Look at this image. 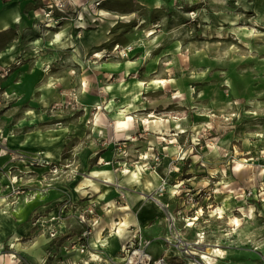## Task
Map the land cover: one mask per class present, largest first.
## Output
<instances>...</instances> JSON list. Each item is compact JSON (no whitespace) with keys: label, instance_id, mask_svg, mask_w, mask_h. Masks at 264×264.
I'll use <instances>...</instances> for the list:
<instances>
[{"label":"rangeland","instance_id":"374dc122","mask_svg":"<svg viewBox=\"0 0 264 264\" xmlns=\"http://www.w3.org/2000/svg\"><path fill=\"white\" fill-rule=\"evenodd\" d=\"M19 1H28L35 8L32 23L35 25L38 21L44 34L38 52L55 54L50 48L53 46L47 49L43 43L55 39L66 27L68 34L63 40H74V47L68 42L69 46L65 44L56 50L61 51L56 61H64L66 52L78 49V44L82 47L83 39L89 36L94 45L85 51L78 49L80 63L99 66L96 70L90 68L92 71L85 67L84 77L80 75V91H70L62 100L55 95H49L46 100L39 95L18 100L17 94L8 93L7 87L0 86L3 105L0 114L6 119L14 116L12 124L6 122L8 119L0 120V142L4 145L0 154L13 152L11 155L23 165L21 171H5L7 175L0 169V174L7 176L0 183V201L7 198L6 194L10 196L8 209L3 210L0 205V213H9L20 202H46L47 209H43L42 215L32 212L27 223L38 225L51 238H60L50 249L67 238H76L64 251L70 254L71 249L77 248L81 252V246L85 245V252L81 253H87L88 240L102 217L101 212L95 204L94 214L83 212L82 200L74 201L67 195L55 199L54 175L64 168L56 169L40 155L22 149L19 143L26 134L34 133L33 130L55 129L56 112L67 114L71 109L79 116L78 125L82 129L102 122L116 126L118 121L110 113L132 95L120 92L123 84L130 91L139 78L160 79L164 82L145 84L141 92L145 109L133 119L148 123V119L170 118L174 127L170 144L181 145L179 154L174 160L167 156L168 139L163 135L160 149L148 147L145 127L137 135L120 141L116 153L127 157L145 145L149 154L145 152L143 156L147 162L143 168L153 169L160 175L157 193L166 183L162 193L177 198V209L168 212L165 220L169 225L175 219L176 226L170 235L174 238L180 233L195 254L182 252V256L196 264H215L213 252L217 249L215 253L222 256L225 248L243 247L255 253L252 257L258 258L256 264H264V16L258 14L253 0H52L53 3L65 1L68 6L64 11L53 8V19L59 23L47 26V10L41 14L38 10L46 8L48 0ZM105 27L109 40L103 42L99 35ZM98 52L101 56H97ZM56 61L45 69L52 70ZM3 73L7 75L9 71L3 70ZM109 85L119 97L111 112L106 106ZM15 102L16 112H9V106L13 107ZM26 106L37 109L33 114L42 122L33 127L16 128L13 123L22 118ZM9 134L15 137H8ZM238 162L243 167L236 171ZM26 166H46L48 175L41 177L36 170L31 182V177L25 176L33 170H23ZM186 166L189 168L187 179L183 171ZM40 178H45L41 189L28 188L31 183L38 184ZM65 178L72 183L77 180V173L66 174ZM4 187H9L10 192L3 191ZM119 201L127 202L123 193ZM190 222L193 224L186 226ZM1 223L0 231H6ZM138 229L143 230L140 222L133 227L129 239ZM201 235L203 244L198 248L193 243ZM7 250L5 247L0 251V263L3 257H11L5 253ZM199 254L210 259L201 260ZM12 257L18 263L23 262L15 255ZM98 257L90 254L87 263L104 262ZM116 257L122 260V252ZM114 258L108 257V263H114Z\"/></svg>","mask_w":264,"mask_h":264},{"label":"crops","instance_id":"0c3cea01","mask_svg":"<svg viewBox=\"0 0 264 264\" xmlns=\"http://www.w3.org/2000/svg\"><path fill=\"white\" fill-rule=\"evenodd\" d=\"M253 6L255 8L258 6V14L264 16V0H253ZM34 9L28 1L0 0V86L7 87L8 93L17 94L18 100L32 96L37 97V95L41 96V99L43 96L45 100L49 95H55L62 100V96H68L70 91H80V75L82 78L84 77L85 67L93 70L98 69L96 66L99 65L91 67V63L82 62L81 65L80 54L77 52L78 49H81V51L88 50L94 44L90 37L86 36L82 41V47L81 44H78V49L66 52L64 61H56L59 60L57 58L61 52H56V50L64 48L63 45L65 44L66 46L71 44V47H74L72 46L74 40L71 42L70 39L63 40L68 34V29L65 27L64 30L60 31L64 35L61 41L57 42L55 37V39L45 40V43H43L44 48L53 46L50 48L55 51V54L38 52L39 42L43 40L44 34L40 30L39 24H37L38 21L37 23L35 21V25L32 23L31 15H34ZM106 30L105 27L104 32L102 31V34L99 35V38L104 40L103 42L109 40ZM124 30L126 31L125 28ZM68 42L70 43L68 44ZM139 60L141 59L139 58ZM54 61L56 63L52 65L53 69L47 71L45 66ZM81 68L83 69L82 73H80ZM3 70L9 71V73L5 75ZM153 79L143 80L139 78L133 83L134 90L130 91H127L126 83L123 84L124 87L120 89V92L126 94L130 92L132 95L130 99L119 104L118 109L115 111H113V108L116 106V100L119 97L116 93H113L112 85L108 86L109 100L106 106L109 108L107 110L113 111L110 115L118 121L116 126L102 122L101 124L93 123L88 128V125H85L86 130L82 129L78 125L79 116L71 109V113L67 114L56 112L55 129L47 131L36 129L33 130L34 133L26 134L19 143V145L23 144L22 149L25 148L24 150L28 153L40 155L39 157L45 162L53 163L56 169L58 167L64 168V171L54 175L56 179L54 198L63 199L67 195V197L74 198V201L82 200L81 205L88 204V202L94 203L99 209V213L101 212L102 217L100 216V220L95 225L93 234L88 240V252L83 254L75 248L71 249L70 254H67L64 248L69 246L71 242L76 241V238H67L62 244L58 246L55 244L50 249L52 244L60 238H57V240L51 238L47 233L41 232L38 225L27 223L32 212L36 211L42 215L43 209H47L46 202L29 201L27 204L25 203L27 209L24 212L16 213L15 208L10 210L9 213L7 211L0 213V223L2 222L3 229L6 228V231H0V251L2 252L6 247L8 250L5 253L11 255V257L5 259L3 257L0 264H19L20 262L14 260L12 255L23 261L20 264H123L122 260L116 256L120 254L121 248L128 242L133 227L138 222L142 224L144 234L151 239L148 252L154 259L165 256L168 264H189L190 262L196 264L189 258L182 256L183 254L179 248L167 244L164 240V236L168 234V224L165 217L169 214L168 212H175L178 202L175 195L157 193L160 175L153 169L144 170L143 168L147 163L143 156L145 152L149 154L145 151V145L143 144L144 147H141L134 155L129 154L127 157L116 153L117 144L120 141L123 142L128 140L129 137L137 135L145 127L148 130V136H145L148 147L152 146L160 149L162 145L160 136L163 135L164 138L168 139L167 156L174 160L179 154L181 145L177 143L170 144V140L173 139L172 131L174 130L170 118L148 119V123H144L143 120L138 123L140 120L133 119V116H137V112L145 109L142 106L141 92L146 83L151 85L152 82L158 80ZM12 86L14 91L11 90ZM17 102L13 104V107L9 106V112H16L14 107L18 106ZM34 110L37 109L29 106L24 107L22 118H18L17 122L13 123L15 127H33L35 124L42 122V119H38V116L33 114ZM7 119L4 114H0V120H7L6 122H10V124H12L13 121L11 120L14 119V116L10 115ZM121 121H125L127 124L120 125ZM3 124L1 125L4 126ZM8 137L14 138L15 136L9 134ZM3 146V143L0 142V148ZM138 152L142 157L137 155ZM11 153L7 155L0 154V169L3 170V173L5 171L8 173L12 171L13 173L16 170H22V161L17 160V157L12 156ZM133 160L135 164L132 163ZM182 161L179 162L182 164ZM43 167H23L25 168L23 170H27V172L30 171V168L31 171L33 170L31 174L25 177H31L30 181L32 182L36 170H39L41 177H43L42 175H48L47 167ZM183 171L187 174V179L189 168L186 166ZM72 172L77 173V180L68 183V178H65V175ZM8 173L4 174L7 175ZM133 173H138V177L134 178ZM4 174H0V183L5 181L4 177L7 178ZM38 182L36 185L31 183L29 186L25 185V187L28 186V188L36 190L41 189L45 178H40ZM4 190L10 192L9 187H4ZM52 191L50 190V192ZM121 193L127 199L125 204H121L119 201ZM153 194L154 196H152ZM6 195L7 198L0 201L3 210L8 209L7 203H9L10 196L9 194ZM20 215H23L22 220ZM188 231H191L190 228H188ZM235 248H225V255L222 256L215 253L217 249L213 252L216 257L212 262L215 264L259 263L257 257H252L255 256L253 251L246 250L243 247ZM52 252H57L58 256H55V253ZM90 254H93L94 257L100 256L101 260L104 259V262L91 260L87 263ZM108 257H115V262L108 263Z\"/></svg>","mask_w":264,"mask_h":264},{"label":"built area","instance_id":"2783aa9c","mask_svg":"<svg viewBox=\"0 0 264 264\" xmlns=\"http://www.w3.org/2000/svg\"><path fill=\"white\" fill-rule=\"evenodd\" d=\"M57 1V0H56ZM48 5H46V8H40L38 11L41 13H43L45 10V17L47 18L46 22V26L47 25H51V24H58L59 20L58 19H53L52 16V11L53 8H57L59 11H64V9L66 8V6H68L67 2L65 1H60L59 3H53L52 0H48ZM5 94V93H4ZM1 96L2 94L0 93V111L3 108L2 102H1ZM120 149V147H119ZM166 186V183H164L162 186H160L159 188V193H162L164 191V187ZM84 207L83 212H88L89 214H94L95 211V205L94 203H88L85 205H82ZM174 218L173 221H170L169 225H168V234L166 236H164V240L169 244V245H173L177 248H179V250H182V252H186L188 255L194 254L191 253V250H189L188 246L190 243L184 241L183 239H181L180 237V233L178 236H174V238H172V236L170 235V231H172L173 227L176 226V223L174 222ZM193 223H186V226H191ZM202 238H204L202 235L199 236L198 239H196L194 241V245L197 246L198 248H201V244H203ZM151 245V239L148 238L145 234L144 231L142 229H138L134 236L129 239V241L126 243V245L122 248L121 252H122V260L124 262V264H168L166 261V257L162 256L159 257L157 259H154L148 252V247ZM85 245L81 246V252H85ZM195 255V254H194ZM204 254H199L198 257L201 260H204Z\"/></svg>","mask_w":264,"mask_h":264},{"label":"bare ground","instance_id":"6f19581e","mask_svg":"<svg viewBox=\"0 0 264 264\" xmlns=\"http://www.w3.org/2000/svg\"><path fill=\"white\" fill-rule=\"evenodd\" d=\"M63 33H61V32H59L58 34H57V36H56V41L57 42H59V41H61L62 39H63ZM97 56H101V53L100 52H98L97 53ZM164 81H162V80H158V83H163ZM11 90L12 91H14V87L12 86L11 87ZM128 119H131V118H128ZM120 125H126L127 123L125 122V121H121L120 123H119ZM20 146H23V144H20ZM48 156L49 157H51L49 154H48ZM243 167V165H242V163H237L236 164V167H235V170L236 171H238V170H241V168ZM138 173H133V177L134 178H137L138 177ZM27 204V203H26ZM24 205V204H22L21 202L20 203H18V205H17V207H16V213H21V212H24V211H26V209H27V205ZM20 219L22 220L23 219V215H20ZM237 221V223H238V220H236ZM204 258L206 259H210L209 257H207L206 255L204 256ZM189 264H194V263H192V262H190Z\"/></svg>","mask_w":264,"mask_h":264}]
</instances>
